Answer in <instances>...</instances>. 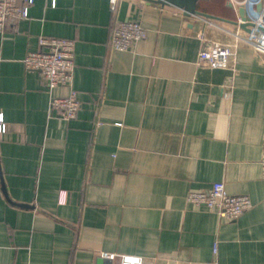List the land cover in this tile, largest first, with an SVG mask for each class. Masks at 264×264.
Instances as JSON below:
<instances>
[{
	"label": "crops",
	"instance_id": "obj_1",
	"mask_svg": "<svg viewBox=\"0 0 264 264\" xmlns=\"http://www.w3.org/2000/svg\"><path fill=\"white\" fill-rule=\"evenodd\" d=\"M228 2L199 7L237 20ZM212 21L147 0H34L6 24L0 264H264V55L200 64L203 38L233 40L236 24ZM42 35L75 40L74 119L51 109L69 88L24 64ZM217 181L253 206L229 220L188 201Z\"/></svg>",
	"mask_w": 264,
	"mask_h": 264
},
{
	"label": "built area",
	"instance_id": "obj_2",
	"mask_svg": "<svg viewBox=\"0 0 264 264\" xmlns=\"http://www.w3.org/2000/svg\"><path fill=\"white\" fill-rule=\"evenodd\" d=\"M0 0V32L8 22L29 17V8L34 0ZM120 0H109L110 9L115 11ZM234 7L244 6L246 19L238 14L236 29L231 31L233 40L222 42L203 38L199 52L200 64L211 67L230 68L237 59L240 46H249L264 55V0H230ZM261 3V10L257 5ZM198 16V15H195ZM213 23L212 19L199 16ZM247 24V27H242ZM39 49L26 54L23 61L29 70L38 71L51 92L58 86H66L70 92L65 96L52 95L51 109L65 119H74L82 106L78 90L74 87L75 40L67 37L39 36ZM6 122L0 112V133L6 131ZM189 202L204 205L221 216L233 220L248 211L253 202L246 194H231L223 181L214 182L208 190H193L187 195ZM116 253L108 254L114 259ZM120 264H145L135 254H119Z\"/></svg>",
	"mask_w": 264,
	"mask_h": 264
},
{
	"label": "water",
	"instance_id": "obj_3",
	"mask_svg": "<svg viewBox=\"0 0 264 264\" xmlns=\"http://www.w3.org/2000/svg\"><path fill=\"white\" fill-rule=\"evenodd\" d=\"M147 1H151V2H155L161 5H170V6H176L180 9L183 10L185 15L191 16V15H198V16H203V17H207L209 19H216V20H222V21H227V22H231L234 24H237L236 20H231L225 17H221L209 12H206L202 9L199 8V4L202 0H147ZM228 5L233 7L234 5L232 4V2H228ZM262 8V4L259 3L257 5V9L261 10ZM239 14L241 15V17L243 19H246L245 16V8L244 6L239 7ZM247 24H242V27H247Z\"/></svg>",
	"mask_w": 264,
	"mask_h": 264
},
{
	"label": "trees",
	"instance_id": "obj_4",
	"mask_svg": "<svg viewBox=\"0 0 264 264\" xmlns=\"http://www.w3.org/2000/svg\"><path fill=\"white\" fill-rule=\"evenodd\" d=\"M200 8V7H199ZM204 8V7H203Z\"/></svg>",
	"mask_w": 264,
	"mask_h": 264
}]
</instances>
